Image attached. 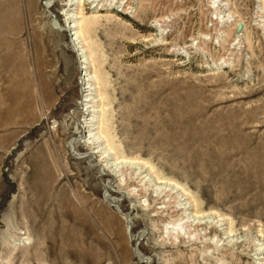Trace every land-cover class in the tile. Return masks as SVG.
<instances>
[{"label":"rangeland","instance_id":"obj_1","mask_svg":"<svg viewBox=\"0 0 264 264\" xmlns=\"http://www.w3.org/2000/svg\"><path fill=\"white\" fill-rule=\"evenodd\" d=\"M91 3L0 0V264H264V0Z\"/></svg>","mask_w":264,"mask_h":264},{"label":"bare ground","instance_id":"obj_2","mask_svg":"<svg viewBox=\"0 0 264 264\" xmlns=\"http://www.w3.org/2000/svg\"><path fill=\"white\" fill-rule=\"evenodd\" d=\"M91 1L93 5H95L97 3V0H89ZM77 5V0H69V4L67 7V12L65 13L64 19L66 21V25H67V30L71 33V38H72V43L74 45V48L76 50V52H78V54L80 55V59L83 58L85 59V55H86V51L84 52V47L83 46V41L80 40L79 37V32H78V28H81L82 26L79 24L78 20L80 19L79 17H77V15L74 14V9L72 6ZM98 8L97 6L94 7V9ZM82 19V18H81ZM83 22H85V26H87V20H84ZM84 26V25H83ZM81 65H83L82 71H88L89 70V66H88V59L87 60H81ZM89 72V71H88ZM82 85H83V101H82V106L87 107L88 111V119L87 121V128H88V133H89V137L88 138H93L97 143H100L101 139H99L96 135L94 134L95 128H94V118H95V111H94V107H90L89 103H91L93 100V94L91 93L90 89H91V85L92 82H90L92 79L90 77H88L89 75L87 74V72L85 74L82 75ZM94 85V84H93ZM91 108H93V110H90ZM97 113V112H96ZM101 137V136H100ZM102 138V137H101ZM28 242V241H26ZM29 243V242H28ZM27 244V243H26Z\"/></svg>","mask_w":264,"mask_h":264}]
</instances>
